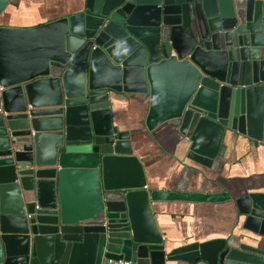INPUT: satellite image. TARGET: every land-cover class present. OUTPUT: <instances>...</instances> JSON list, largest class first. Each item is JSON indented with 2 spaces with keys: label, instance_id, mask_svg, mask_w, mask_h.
Listing matches in <instances>:
<instances>
[{
  "label": "water",
  "instance_id": "obj_1",
  "mask_svg": "<svg viewBox=\"0 0 264 264\" xmlns=\"http://www.w3.org/2000/svg\"><path fill=\"white\" fill-rule=\"evenodd\" d=\"M141 97L143 128L157 142L164 129L186 166L210 169L244 138L261 175L217 193L151 188L112 118ZM231 200L230 236L180 248L151 211ZM109 261L264 264V0H78L55 21L0 26V264Z\"/></svg>",
  "mask_w": 264,
  "mask_h": 264
},
{
  "label": "crops",
  "instance_id": "obj_2",
  "mask_svg": "<svg viewBox=\"0 0 264 264\" xmlns=\"http://www.w3.org/2000/svg\"><path fill=\"white\" fill-rule=\"evenodd\" d=\"M78 0H9L0 14V26L30 29L70 15ZM112 108L113 125L129 132L135 152L143 160L149 186L162 191L217 193L221 184L234 189L261 175L262 156L252 142L237 138L223 142L210 169L186 166L184 152L167 141L164 129L156 140L143 128L146 97L119 99ZM159 144V145H158ZM166 146L163 153L160 147ZM198 169V170H197ZM232 181L235 182L232 184ZM222 185V186H223ZM159 230L174 248L225 239L237 228L233 200L219 203L160 202L151 205Z\"/></svg>",
  "mask_w": 264,
  "mask_h": 264
},
{
  "label": "built area",
  "instance_id": "obj_3",
  "mask_svg": "<svg viewBox=\"0 0 264 264\" xmlns=\"http://www.w3.org/2000/svg\"><path fill=\"white\" fill-rule=\"evenodd\" d=\"M108 264H130V263L126 261H109Z\"/></svg>",
  "mask_w": 264,
  "mask_h": 264
}]
</instances>
